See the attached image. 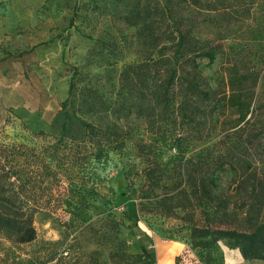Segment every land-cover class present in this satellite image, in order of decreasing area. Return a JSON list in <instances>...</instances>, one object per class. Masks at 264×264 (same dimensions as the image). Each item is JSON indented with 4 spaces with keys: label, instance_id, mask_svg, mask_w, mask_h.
I'll use <instances>...</instances> for the list:
<instances>
[{
    "label": "rangeland",
    "instance_id": "obj_1",
    "mask_svg": "<svg viewBox=\"0 0 264 264\" xmlns=\"http://www.w3.org/2000/svg\"><path fill=\"white\" fill-rule=\"evenodd\" d=\"M172 3L183 26L192 19L196 38L220 46L213 63L198 61L201 88L227 94L231 64L249 75L248 124L238 123L231 109L211 113L210 102L181 134L165 132L158 110L148 114L143 86L149 81L156 89L162 78V68L150 62L159 58V49L150 45L146 29L112 15L106 2L0 0V213H30L36 230V239L27 244L0 235V264L108 261L112 244L101 243L95 228L84 230L107 213L122 219L118 238L132 255L145 248L155 254V264H216L223 256L215 258L214 250L228 247L227 241L192 249L186 217L202 224L207 216L213 226L239 231L264 219V0H235L231 15L223 11L224 3L210 14L182 0ZM233 10L238 20L230 18L236 16ZM160 27L156 24L155 34ZM74 72L77 114L124 142L84 172L75 157L80 149H55L50 128ZM229 157L247 160L248 169L230 170L224 163ZM148 168H155L159 187L144 213L140 191L152 182L140 172ZM212 176L216 198L207 202L199 192V205L194 186L198 191ZM70 181L86 209H72L77 221L66 228ZM169 205L184 207L179 217L165 215Z\"/></svg>",
    "mask_w": 264,
    "mask_h": 264
},
{
    "label": "trees",
    "instance_id": "obj_2",
    "mask_svg": "<svg viewBox=\"0 0 264 264\" xmlns=\"http://www.w3.org/2000/svg\"><path fill=\"white\" fill-rule=\"evenodd\" d=\"M110 7V13L118 19L123 20L130 26L141 25L149 33L150 45L158 48L159 58H151L154 66L162 68V78L156 89L152 88L150 82H143L149 101L146 106L148 114L154 113L157 109L158 114L163 120L165 132L178 136L182 133L184 127L190 123H196V117L205 114L201 108L204 103H210L211 113L221 108L231 109L237 115V122L248 124L249 115L253 114L250 98L249 75L240 72L236 64H231L227 68V94L217 96L216 89L201 88L202 83L199 79V60H207L208 64L213 63L220 54V46L211 45L193 35L195 25L192 19L186 21L183 26L181 19L174 18L173 0H165V4L160 6L157 0H102ZM189 5L196 6L199 11L210 14L217 11L218 4L227 15H231L232 3L235 0H182ZM243 2L246 0H238ZM253 1V0H249ZM236 16L231 17L238 20L240 17L237 10H233ZM173 20V21H172ZM172 21V22H171ZM170 22V23H169ZM161 24L158 34H155L156 24ZM172 23V24H171ZM172 25V26H170ZM183 26V27H182ZM161 30V31H160ZM188 67V70H185ZM76 72L71 76V82L68 88V97L61 103L60 110L53 117L51 122V131L55 134L56 149L59 145L78 147L81 151L78 153V160L81 164L80 170L83 172L92 162L99 161L106 157L110 151L121 150L124 142L118 138H111L112 134L102 130L91 123L86 122L77 114L75 101L73 98L74 80ZM152 113H151V112ZM138 115L142 112H136ZM262 131V130H261ZM115 135V134H113ZM82 148V149H81ZM230 170L243 171L248 169V163L245 159L229 157L224 161ZM155 168L143 169L140 172L141 177L146 181H151L149 190H141L139 196L140 209L144 213L145 207L149 204L150 195L159 184L155 178ZM159 173V176H163ZM160 178V177H159ZM158 178V179H159ZM146 181V182H147ZM73 181L68 184V195L65 203L70 208L69 217L63 226L70 228L75 221V215L72 209L85 211L86 202L81 196ZM195 187V196L198 204L201 203V192L207 202H212L216 196L213 190L216 187L213 176L207 183L201 181L198 191ZM201 191H200V190ZM144 200V202H142ZM261 204H264L262 201ZM184 207L166 206L165 215L175 216L176 218ZM184 221H189L191 225L190 245L192 249L207 250L212 248L218 241L225 240L228 248L238 249L242 258L246 261L264 260V219L252 225L247 231L236 229H221L210 223L206 216L204 223L199 224L192 216H188ZM192 219V220H191ZM122 219H116L111 213H107L90 221L84 230L95 228V232L101 243L109 242L112 244L109 260L95 259L93 264H155V254L145 248L139 254L132 255L128 253L125 243L119 240L118 233L123 227ZM0 235L7 240L18 244L31 243L36 239V230L33 225V218L30 213H22L19 216H9L0 213Z\"/></svg>",
    "mask_w": 264,
    "mask_h": 264
},
{
    "label": "crops",
    "instance_id": "obj_3",
    "mask_svg": "<svg viewBox=\"0 0 264 264\" xmlns=\"http://www.w3.org/2000/svg\"><path fill=\"white\" fill-rule=\"evenodd\" d=\"M177 251L179 252V250ZM214 256L215 258L223 256L222 259L216 261V264H264V261L261 260L246 261L242 258L238 249H230L226 245L218 246L214 250Z\"/></svg>",
    "mask_w": 264,
    "mask_h": 264
}]
</instances>
